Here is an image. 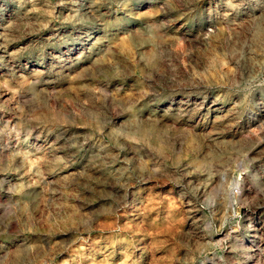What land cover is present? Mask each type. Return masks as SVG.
Listing matches in <instances>:
<instances>
[{"label": "rangeland", "instance_id": "1", "mask_svg": "<svg viewBox=\"0 0 264 264\" xmlns=\"http://www.w3.org/2000/svg\"><path fill=\"white\" fill-rule=\"evenodd\" d=\"M0 264H264V0H0Z\"/></svg>", "mask_w": 264, "mask_h": 264}]
</instances>
